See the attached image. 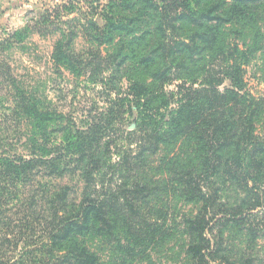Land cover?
<instances>
[{"label":"trees","instance_id":"16d2710c","mask_svg":"<svg viewBox=\"0 0 264 264\" xmlns=\"http://www.w3.org/2000/svg\"><path fill=\"white\" fill-rule=\"evenodd\" d=\"M71 5L45 9L4 41L16 46L32 35L59 34L54 65L77 77L89 73L95 86L103 84L108 107L93 109L80 124L71 116L53 124L62 114L44 108L39 94L8 66L12 113L27 126L28 137L25 153L0 149V264H102L89 242L105 241L120 220L140 217L142 201L161 186L144 175L146 160L165 146L173 147L165 166L182 194L203 202L197 214L184 218L190 234L185 264H235L223 253V229L219 235L214 229L248 222L251 211L264 206V195L247 192L240 204L229 205L216 200V179L242 188L254 180L264 188V133L258 130L264 126V94L249 90L245 77L256 41L242 48L245 41L229 37L264 31V0H109L91 4L85 23L79 20L82 8ZM100 7L103 25L89 17ZM73 13L79 16L64 20ZM83 32L99 49L112 50L85 59L73 49ZM225 80L230 86L221 88ZM172 83L175 89L168 91ZM126 113L136 114L130 132L136 147L121 148L112 163L107 152L113 140L105 134ZM53 130L61 133L56 143L50 141ZM184 142L181 151L176 145ZM110 169L119 176L106 185ZM68 172L83 181L78 201L70 198V185L38 179Z\"/></svg>","mask_w":264,"mask_h":264},{"label":"rangeland","instance_id":"374dc122","mask_svg":"<svg viewBox=\"0 0 264 264\" xmlns=\"http://www.w3.org/2000/svg\"><path fill=\"white\" fill-rule=\"evenodd\" d=\"M67 1L72 2V7L78 12L82 8V15L73 13L66 16L64 20L79 16L81 23H85L86 13L89 12L91 4L106 5L109 0H0V42L9 37L12 30L21 29L28 22L40 16L45 9H52L57 4H63ZM101 7L95 11L93 19L103 25L104 20L100 13ZM237 29H241L238 25ZM233 29H236L233 27ZM245 35L231 34L236 43L253 47L256 41L257 48L253 53H249L250 60L245 64L247 88L255 95L264 94V31L253 35L248 29L244 31ZM59 34L49 36L32 35L22 44L8 46L4 41V47L0 51V143L1 150L10 148L12 153L24 152V145L28 137L27 126L17 120L13 115L10 94L7 93V71L8 66L12 67L17 79L21 84L32 92H37L42 100L44 108L61 113L63 117L55 116L53 124L60 121L70 120V116L80 124L81 120H87L88 113L95 108L99 111L108 107L107 97L100 93L103 84L95 86L89 77V73L77 77L66 70H59L52 61V49L54 41ZM236 37V38H235ZM73 49L80 53L85 59L91 58L99 50L104 56L108 50L106 46L100 49L83 32L79 34L74 42ZM246 45V46H245ZM212 55V54H210ZM207 55H205V58ZM211 59L207 58V60ZM109 70L104 72L108 76ZM7 75V76H6ZM149 79V78H148ZM120 85L128 87L127 80H122ZM230 86L229 80H225L221 88ZM168 91L175 89V84H167ZM51 121L50 123H52ZM137 127L136 114L133 116L125 114L123 123L115 124L106 139H112L110 151L107 152L111 157L112 163H117L121 151L128 146L136 147L132 142L133 137L130 132ZM56 129V128H54ZM259 132L264 133V126L259 125ZM54 131V130H53ZM50 132V131H49ZM52 143H56L61 133L54 131L49 133ZM187 142L181 145V151H185ZM122 148V150H121ZM175 148V147H174ZM5 151V150H4ZM173 147L165 146L158 154L151 155L146 160L144 175L148 180L156 181L160 189L151 193L140 204V217L137 216L132 221L125 219L121 224L108 234L105 241L92 239L89 247L100 255L102 264H185L187 255V242L190 234L185 228L184 218L195 215L199 212L202 205L201 201L188 199L182 194V187L174 174L168 171L165 166L172 155ZM189 151V150H188ZM167 155V156H166ZM166 156V158H164ZM163 159V160H161ZM115 173V176H114ZM104 175V174H103ZM119 173L110 169L105 176L104 181L114 184ZM48 183L68 184L73 188L70 198L79 200L82 197L83 181L79 173H66L63 177L45 176L38 178ZM216 179L218 189L217 201L221 200L229 205L240 204L244 193L264 195V188L254 180L249 182V187L239 188L235 181H221ZM223 180V179H222ZM103 179L100 177L97 182ZM254 203V202H253ZM250 220L245 224L218 225L214 229L215 235H219L223 229L226 250L223 253L235 264H264V206H258L253 209ZM210 232V236H211ZM250 259V261L248 260Z\"/></svg>","mask_w":264,"mask_h":264}]
</instances>
